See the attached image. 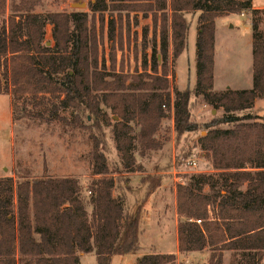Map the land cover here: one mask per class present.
Returning a JSON list of instances; mask_svg holds the SVG:
<instances>
[{
    "label": "trees",
    "instance_id": "16d2710c",
    "mask_svg": "<svg viewBox=\"0 0 264 264\" xmlns=\"http://www.w3.org/2000/svg\"><path fill=\"white\" fill-rule=\"evenodd\" d=\"M41 1L0 0V93L10 94L14 119H59L87 131L96 178L85 195L72 176H0V264H79V255L90 252L96 264H110L114 255L136 254L143 204L172 167L166 138L157 137L170 116L177 139L200 131L196 143L212 168L176 185L177 252L207 251L204 264H222L229 251L231 264H263L264 119L254 105L264 97V8H254L251 0H92L89 15L78 9L36 12ZM106 10L116 16L106 25L101 16L95 21V13ZM148 11L152 40L147 54L148 28L142 27L140 70H124L122 55L116 68L115 48L132 43L136 53L137 33L122 12ZM195 12V81L170 90L169 39L173 59L186 45L185 15ZM230 13L249 17L251 86L217 91L215 18ZM46 25L51 42L45 41ZM105 30L111 41L108 68ZM199 98L221 114L198 122L192 108ZM64 111L69 117L61 115ZM158 150L152 177L140 182L145 195L133 207L124 174L134 170L136 157ZM175 259L172 253L152 252L136 264H175Z\"/></svg>",
    "mask_w": 264,
    "mask_h": 264
},
{
    "label": "rangeland",
    "instance_id": "374dc122",
    "mask_svg": "<svg viewBox=\"0 0 264 264\" xmlns=\"http://www.w3.org/2000/svg\"><path fill=\"white\" fill-rule=\"evenodd\" d=\"M92 0H42L35 11L47 13L50 11H66L78 9L91 12L87 2ZM78 3V7L73 4ZM254 7L264 5V0H251ZM8 4V0H7ZM83 4V5H82ZM166 14L169 15L167 9ZM123 17L128 15L130 29L136 31V53L132 49V43H124L123 49L115 48V67L119 65V57L122 55L124 70L132 72L134 67L140 70L141 28L147 27L145 53L150 52L152 40L153 17L151 12H122ZM101 16V17H100ZM116 12L109 10L95 13L103 18L104 25L110 18H114ZM198 12L187 13L185 19L188 22L186 45L184 50L176 57H171L172 46L169 39L168 67L170 90L176 87L182 90L192 86L196 76V25ZM136 20V24L133 22ZM247 14L230 13L217 19V33L215 44L216 83L214 90L221 91L224 88L223 81L228 85L249 88V82L243 83L249 68L252 66V28ZM126 21L124 20L123 23ZM98 24V22H96ZM160 25V14L156 13V31ZM45 41H50V25H46ZM106 30L103 38V50L105 65L109 67V51L111 41L106 38ZM169 35V30H168ZM108 71H111L108 69ZM221 71H223L221 73ZM223 76L225 79H223ZM247 86V87H246ZM12 98L9 93H0V176L22 174L27 176H41L46 174L52 177L72 176L81 185L85 195H89L87 187L96 178L91 173L89 150L91 140L88 132L79 128L71 129L61 120L45 122L41 120L18 117L14 119L12 112ZM29 107V106H28ZM41 110L43 106L39 107ZM254 111L264 119V97L257 98ZM193 118L198 122L208 121L211 117L221 114V109H213L205 105L200 98L194 101L192 108ZM64 117H69L67 111L61 112ZM115 119V117H113ZM200 131L190 134L186 138L177 139L173 132L172 117L163 120L158 134L165 137L166 158L171 157V171L165 174L163 186L161 184L152 191L153 195L144 198L139 219V251L136 254L114 255L110 264H136L137 259L144 254L172 253L177 251V232L175 210V188L183 184L185 176L192 173L210 172L212 170L208 159L197 145V137ZM202 134L204 132H201ZM161 151L150 152L143 158L136 157L130 173L124 174L128 178L129 192L127 201L129 205L139 201L143 197L142 179L148 178L154 173L152 166ZM113 156V154H112ZM194 160L195 166H190L187 161ZM139 165V169L136 168ZM152 177V176H151ZM152 180V179H151ZM156 181L153 183V187ZM151 190V189H150ZM116 195V191L113 192ZM131 207V206H130ZM90 211V207L88 208ZM207 252V251H205ZM205 252L176 255L175 264H204ZM201 255V256H199ZM208 257V256H207ZM207 260V259H206ZM79 264H96L93 252L79 255ZM223 264H231V256L223 259Z\"/></svg>",
    "mask_w": 264,
    "mask_h": 264
},
{
    "label": "crops",
    "instance_id": "0c3cea01",
    "mask_svg": "<svg viewBox=\"0 0 264 264\" xmlns=\"http://www.w3.org/2000/svg\"><path fill=\"white\" fill-rule=\"evenodd\" d=\"M253 6V5H252ZM254 7V6H253ZM254 8H264V5H261V6H257V7H254ZM217 19H218V17L217 18H215V32H214V56H213V89H214V86H215V83H216V62H215V44H216V33H217ZM223 71H221V73H222ZM251 72H252V66L249 68V70H248V72H247V77L246 78H244L243 80H244V82L243 83H248L249 82V88H250V86H251ZM223 79H225L223 76H221ZM223 83H224V88L222 89V90H224V89H243V88H240V86H233L232 84L231 85H228V83H231V82H229V81H227V80H225V81H223ZM247 87V86H246ZM244 89H246V88H244ZM161 186H163V183L161 184ZM153 195V193L150 195V197ZM149 200V199H148ZM147 200V201H148ZM175 212V215H176V217H177V214H176V210L174 211ZM177 220H178V218L176 219V224H177ZM177 226V225H176ZM177 247V246H176ZM202 252H205V251H202ZM202 252H198V253H202ZM193 253H197V252H191L190 254H193ZM178 253H177V251H176V255H177ZM205 258L203 257V259H205L202 263H204V262H206V259H207V256H208V252H205ZM227 255H230L231 256V253L229 252V251H225L224 253H223V259L227 256ZM199 256H201V255H199ZM262 262H263V264H264V252H263V257H262ZM222 264H223V262H222Z\"/></svg>",
    "mask_w": 264,
    "mask_h": 264
},
{
    "label": "built area",
    "instance_id": "2783aa9c",
    "mask_svg": "<svg viewBox=\"0 0 264 264\" xmlns=\"http://www.w3.org/2000/svg\"><path fill=\"white\" fill-rule=\"evenodd\" d=\"M187 163L190 165V166H195L196 162L194 160H188ZM197 223H200V220H196Z\"/></svg>",
    "mask_w": 264,
    "mask_h": 264
},
{
    "label": "water",
    "instance_id": "95a60500",
    "mask_svg": "<svg viewBox=\"0 0 264 264\" xmlns=\"http://www.w3.org/2000/svg\"><path fill=\"white\" fill-rule=\"evenodd\" d=\"M83 5V4H82ZM73 6L75 7H78V3H74ZM48 44V43H47Z\"/></svg>",
    "mask_w": 264,
    "mask_h": 264
}]
</instances>
